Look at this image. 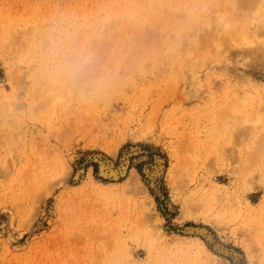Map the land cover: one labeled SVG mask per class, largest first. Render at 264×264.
Here are the masks:
<instances>
[{"label": "rangeland", "instance_id": "374dc122", "mask_svg": "<svg viewBox=\"0 0 264 264\" xmlns=\"http://www.w3.org/2000/svg\"><path fill=\"white\" fill-rule=\"evenodd\" d=\"M250 1L0 0V264H264ZM245 19L256 46L230 41ZM60 46L91 54L73 82L47 74ZM53 90L68 94L51 106ZM235 99L249 129L224 112ZM97 155L127 173L103 177Z\"/></svg>", "mask_w": 264, "mask_h": 264}, {"label": "bare ground", "instance_id": "6f19581e", "mask_svg": "<svg viewBox=\"0 0 264 264\" xmlns=\"http://www.w3.org/2000/svg\"><path fill=\"white\" fill-rule=\"evenodd\" d=\"M250 1V0H249ZM252 1H254V0H252ZM252 1H250L251 3H252ZM243 2H244V0H243ZM246 2H247V0H246ZM245 2V3H246ZM244 3V4H245ZM254 3H255V5H254ZM254 3H252L251 5H254V7L256 6V4H257V10H256V12H257V15H258V13H260V11H262L263 10V8H264V6H263V4H264V0H257V1H254ZM250 5L249 4V2H247L246 3V5ZM264 11V10H263ZM256 15V13H255V17L257 16ZM259 17H260V15H259ZM248 19V18H247ZM221 20V19H220ZM252 21H254L255 19L253 18V19H251ZM250 20V21H251ZM243 24V23H242ZM247 21H246V19L244 20V24H243V26L241 25L239 28V34H236V36H232L231 37V39H230V41L232 42V43H234L235 42V44L234 45H236V46H240V47H243V45L244 46H247V47H253V46H256L258 43H260V41L262 40V39H264L263 38V36L264 35H261V38L262 39H260L259 37H252V36H247L245 33H246V29H247ZM263 32H264V30H263ZM263 43H264V40L262 41ZM246 53V52H245ZM249 53V52H248ZM69 91L71 90H73V89H68ZM68 90H67V92H68ZM70 91V92H71ZM66 92V93H67ZM65 92L64 93H56L55 92V90H53V91H51V96H50V103H51V106H53L55 103H58L63 97H64V95L66 94ZM68 94V93H67ZM3 97H5V95H3ZM4 99V98H3ZM6 99V98H5ZM245 101H247V99H245V100H243V101H241V100H238V99H235L233 102H231L230 103V105L229 106H226L225 107V113H228L229 114V118H231V120H233L234 118H238L239 120L236 122V125L238 126V128H242V129H244V130H246V129H249L251 126L250 125H252V124H255L256 123V120H254V121H252V120H249L248 118H245V117H242V114H243V107L246 105L245 104ZM4 110L3 109H0V116H2V115H4ZM237 120V119H236ZM236 120H234V122L236 121ZM262 137L264 138V133L262 134ZM262 138V139H263ZM136 150V149H135ZM128 155V154H127ZM105 157V156H104ZM156 157V156H155ZM91 158V157H90ZM94 158H96V159H98V164L100 165V174L103 176V177H105V178H108V179H113V181L114 180H116L119 176H124L126 173H127V171H128V156H126V155H122V159L120 160V162H119V166L118 167H116L117 165H115L111 160H109V159H107V158H103L102 156H100V155H97V156H94ZM93 159V158H92ZM95 159V160H96ZM153 166V165H152ZM145 168H146V166H145ZM144 168V169H145ZM80 170V169H79ZM151 170V169H150ZM164 171V161H163V159L162 158H160V157H157L156 158V161H155V163H154V166H153V168H152V170L151 171H147L148 172V175H149V177L148 178H150V180L151 181H155V179H157L160 175H161V173ZM130 172H131V174H133L132 175V177H131V181H133L134 183H139L138 181V175H137V173H136V171L134 170V169H131L130 170ZM81 173V172H80ZM75 175H77V172H76V174ZM77 177V176H76ZM161 178V177H160ZM159 178V179H160ZM76 179V178H75ZM120 179V178H119ZM130 181V182H131ZM150 181V182H151ZM159 182V181H158ZM133 183V184H134ZM136 184H134V185H136ZM152 185V184H151ZM152 187V186H151ZM157 189H155V191H156ZM51 210V209H50ZM44 220V219H43ZM8 222V221H7ZM2 225V224H1ZM5 225V224H4ZM10 227V226H9ZM1 228H3V227H1ZM185 230H187L188 232H190V233H195V235H196V233L198 234V233H201L203 236H207V239L208 240H213L211 237V235H209L208 234V232H207V230L203 227H201V228H194V227H188L187 229H185ZM262 231H264V228H262L261 229ZM210 231V230H209ZM186 233V232H185ZM13 234V233H12ZM11 234V235H12ZM6 235H8V234H6ZM11 235H8L9 236V240L10 241H13L14 239L12 238V236ZM193 235V234H192ZM26 237V236H25ZM8 238V237H7ZM27 239H28V237H26ZM205 239V238H204ZM206 240V239H205ZM214 241V240H213ZM184 242H186V241H184ZM209 242V241H208ZM199 245H201L200 246V248H201V250H204V251H206L207 249H206V246H205V244H204V242H200V240H199ZM212 244H213V242H212ZM218 245V244H217ZM216 246V245H215ZM227 248H225V250H226ZM215 250H217V249H215ZM230 250V249H229ZM232 251V250H231ZM233 252V251H232ZM224 254H226V253H224ZM230 254V253H229ZM232 254V253H231ZM229 256H231V255H229ZM238 256V255H237ZM237 256H235V257H237ZM239 257H240V255H239ZM234 258V257H233ZM220 263L221 264H225L222 260H220Z\"/></svg>", "mask_w": 264, "mask_h": 264}, {"label": "clouds", "instance_id": "9594fccd", "mask_svg": "<svg viewBox=\"0 0 264 264\" xmlns=\"http://www.w3.org/2000/svg\"><path fill=\"white\" fill-rule=\"evenodd\" d=\"M91 54L80 49L71 54H65L63 46L53 52L46 68L47 74L53 81H75L85 66L90 62Z\"/></svg>", "mask_w": 264, "mask_h": 264}]
</instances>
